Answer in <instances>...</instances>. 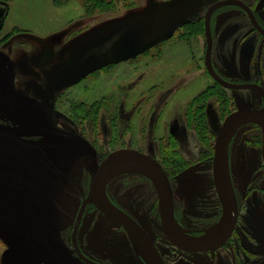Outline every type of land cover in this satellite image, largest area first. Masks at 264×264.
I'll use <instances>...</instances> for the list:
<instances>
[{
	"label": "rangeland",
	"instance_id": "1",
	"mask_svg": "<svg viewBox=\"0 0 264 264\" xmlns=\"http://www.w3.org/2000/svg\"><path fill=\"white\" fill-rule=\"evenodd\" d=\"M214 1L0 0V114L75 134L101 156L138 148L175 174L188 217L213 215L216 135L230 111L259 101L253 91L219 86L205 71L203 16ZM246 1L264 21V0ZM211 22L217 71L264 84V38L245 14L227 5ZM22 105L38 114L18 111ZM2 156L0 264H83L66 251L61 232L78 206L80 175L90 170L75 153L0 131ZM227 157L238 173L233 181L246 188L241 222L259 251L255 264H264V166L254 120L231 130ZM146 177L141 169L122 170L104 186L129 197L134 215L149 220ZM217 220L201 239L218 232Z\"/></svg>",
	"mask_w": 264,
	"mask_h": 264
},
{
	"label": "flooded vegetation",
	"instance_id": "2",
	"mask_svg": "<svg viewBox=\"0 0 264 264\" xmlns=\"http://www.w3.org/2000/svg\"><path fill=\"white\" fill-rule=\"evenodd\" d=\"M238 1L242 2L246 7H248L254 20L251 19L246 9L242 8L236 3L224 4L219 8L227 5L238 8L245 14L252 28L256 30V33L264 38V21L262 17L257 14L256 10L249 2H247L246 0ZM219 8L215 9L211 13L209 19L210 34L212 37L210 64L213 71L219 78H221L222 82L215 79L207 71L204 60L206 51V37L203 57L205 71L217 84H219V86L225 89L232 90H250L253 91L259 99L258 103L255 106L237 107L236 109L230 111L225 116V118L230 113L239 109H246L255 112L264 111V84H261L257 81L229 79L228 77L222 75L219 71H217L214 65L212 56L214 36L211 21L212 16ZM204 16L203 24L205 26ZM223 83L234 86L229 87L228 85H224ZM19 107L17 110L21 111ZM12 120L13 122H15V124L11 122ZM248 120L250 121L251 119H247V121ZM244 121L245 120H243V122ZM0 122L5 125L9 124L10 126L17 125V121L15 119H11L8 115L5 114H0ZM255 124L257 125L260 132L262 155L264 133L262 125L257 121H255ZM36 138L38 139V137ZM89 144L95 149L99 162H102V160L110 152L119 149H134L154 158L152 155L131 146L115 148L107 154L101 156L95 145L92 143ZM158 164L161 166L162 170L164 171V175L168 180L171 199V212L173 218L172 227L174 228L175 232L181 237L189 240H196L199 242L218 239V237L220 236V228H218V232L213 237L209 239H201V237H203L209 230L210 226H213L212 222L215 220V216L218 217V222L221 219L223 209L222 202L220 201L218 195L215 197L216 206L214 207L213 215L202 217V219L197 217L191 219L186 215V205L184 204V202H180V198L176 195V187L174 182L177 180L172 179L175 177V174L171 175L170 177L161 163L158 162ZM227 167L230 184L232 186L236 201V215L234 222L226 236L220 238V242L215 244V246H209L202 249H192L190 247L186 248L182 243H176L174 242V240H172V238L169 237L167 229L164 228L163 225L159 195L156 187L153 184V181L149 177L145 178L146 181H144V183L149 186L151 200L153 199V201L152 204H149L147 208L152 211H146V215L149 216L148 213H150V216L152 215V218L148 220L146 216L143 219L141 215L139 217L134 215L133 212H135V210L133 206L131 207L128 201L129 197H126L125 195L123 196L121 194L119 196L116 195L115 191L117 192L118 189L112 191L110 186L105 187L103 183L102 190L104 196L115 208L114 210L123 217L124 221H122L121 219L111 218L104 210L100 209L97 205H95L88 199L90 175L86 174L85 170L80 175L79 180L81 196L78 202V206L71 220L67 223V225L61 232L62 243H64L66 251L70 252L83 264H172V260L169 258L170 252L175 255V264H182L183 260L188 259H190L191 264H255V258L258 257L259 251L258 249H255L253 240H250V237H252V233L247 232L250 231V228L248 226H244L241 222L243 221V219L241 218V214L242 203L246 198V188H244L245 192H243L242 188L241 190L239 188V186L241 185L240 180H237L235 182L233 181L232 176L234 177V174L236 173L238 175V173L236 169H234L231 173V169L228 163V157ZM119 182L120 180H117V183ZM180 193L182 194L181 190ZM146 206L147 204L144 206V209L146 208ZM175 224L179 226V230L176 228ZM185 225L193 228V231H189L190 234L186 233L187 228H183ZM206 227H208V229Z\"/></svg>",
	"mask_w": 264,
	"mask_h": 264
},
{
	"label": "water",
	"instance_id": "3",
	"mask_svg": "<svg viewBox=\"0 0 264 264\" xmlns=\"http://www.w3.org/2000/svg\"><path fill=\"white\" fill-rule=\"evenodd\" d=\"M228 3H236L242 8L246 9L251 19L254 20L248 7H246L242 2L238 0H217L210 3V5L207 7L205 12L206 14L204 16V28L206 37V51L204 60L207 71L220 82H222L221 78L216 75L210 64L212 37L210 34L209 19L211 13L215 9ZM223 84L228 85L229 87L234 86L227 83ZM19 108L22 112L33 113L35 115L38 114L37 109L30 105H22ZM247 119L255 120L259 124H261L264 133V111L255 112L246 109H239L230 113L224 119L216 135L212 163V176L216 193L220 201L222 202L223 211L219 225L220 236L218 237V239H212L206 242L189 240L179 236L175 232L174 228L172 227L173 218L171 212V199L168 180L164 175V171L162 170L161 166L151 156L134 149H119L110 152L102 160V162H99L95 149L87 141L83 140L75 134H68L65 132L53 130L42 125L21 124L10 126L2 124L1 122L0 131L15 135L17 137H38V139L46 147L57 151H66L69 153L71 152L77 154L83 162V165H85L91 172L88 199L95 205H97L100 209L104 210L108 214V216L113 219H121L122 221H124L123 217L114 210L115 208L104 196L102 187L105 175L108 169L119 161L126 160L134 162L135 164H137V166L140 167L141 170L146 173L147 177H149L153 181V184L157 189L161 206L163 225L164 228L167 229L169 237L172 238V240H174V242L176 243H182L186 248L190 247L192 249H202L209 246H215V244L220 242L219 239L226 236L234 222L236 215V201L228 176L226 146L229 134L234 126H236L237 123ZM262 157L264 163V140L262 147ZM5 160V157H0V164H2ZM32 170H30V173Z\"/></svg>",
	"mask_w": 264,
	"mask_h": 264
},
{
	"label": "bare ground",
	"instance_id": "4",
	"mask_svg": "<svg viewBox=\"0 0 264 264\" xmlns=\"http://www.w3.org/2000/svg\"><path fill=\"white\" fill-rule=\"evenodd\" d=\"M138 169H140V167L137 166V164H135L134 162H130V161H126V160H122V161H119V162L115 163L114 165H112V166L108 169V171H107V173H106V175H105V179H106L107 177H110L112 174H114V173H116V172H119V171H122V170H128V171L136 170V171H138ZM175 226H176V228H177L178 230L180 229L179 226H178L177 224H175ZM217 230H218V228H217ZM217 230H216V231H217ZM209 231H210V230H208V231L206 232V234H208ZM206 234H205V235H206Z\"/></svg>",
	"mask_w": 264,
	"mask_h": 264
}]
</instances>
